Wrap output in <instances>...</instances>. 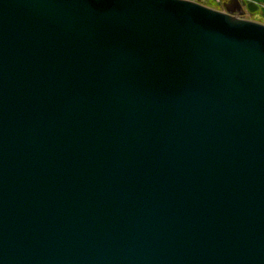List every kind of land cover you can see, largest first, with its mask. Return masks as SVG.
<instances>
[{"label": "water", "instance_id": "water-1", "mask_svg": "<svg viewBox=\"0 0 264 264\" xmlns=\"http://www.w3.org/2000/svg\"><path fill=\"white\" fill-rule=\"evenodd\" d=\"M0 264H264V24L0 0Z\"/></svg>", "mask_w": 264, "mask_h": 264}, {"label": "flooded vegetation", "instance_id": "flooded-vegetation-1", "mask_svg": "<svg viewBox=\"0 0 264 264\" xmlns=\"http://www.w3.org/2000/svg\"><path fill=\"white\" fill-rule=\"evenodd\" d=\"M211 7L212 0H194ZM214 2V0H213ZM218 10L234 17L264 24V0H219Z\"/></svg>", "mask_w": 264, "mask_h": 264}, {"label": "rangeland", "instance_id": "rangeland-1", "mask_svg": "<svg viewBox=\"0 0 264 264\" xmlns=\"http://www.w3.org/2000/svg\"><path fill=\"white\" fill-rule=\"evenodd\" d=\"M215 1L218 3L219 0H214V2H213V0H212V5H211V7H212L213 9H216V10H217V9H218V5L216 4Z\"/></svg>", "mask_w": 264, "mask_h": 264}]
</instances>
